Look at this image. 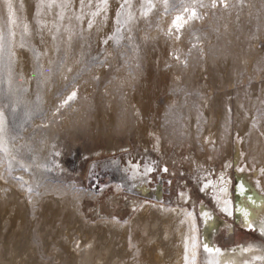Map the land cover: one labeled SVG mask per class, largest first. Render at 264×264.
<instances>
[{
	"label": "bare ground",
	"instance_id": "obj_1",
	"mask_svg": "<svg viewBox=\"0 0 264 264\" xmlns=\"http://www.w3.org/2000/svg\"><path fill=\"white\" fill-rule=\"evenodd\" d=\"M167 1L0 0V89L29 115L51 111L16 139L0 101V264H264L255 246L201 239L183 191L173 204L131 202L125 220L100 210L90 219L82 191L48 178L60 168L50 160L84 136L109 152L133 137L144 153L155 146L164 166L170 147L184 146L189 172L202 159L218 161L213 176L210 165L202 171L201 189L226 216L246 227L264 221V0H218L200 19L192 5L187 14L161 12L162 30H144L143 19ZM120 14L129 67L111 47ZM203 22L217 30L192 43L190 29ZM100 54L104 67L81 73L59 98L57 89ZM199 212L203 225L213 223L204 206Z\"/></svg>",
	"mask_w": 264,
	"mask_h": 264
},
{
	"label": "rangeland",
	"instance_id": "obj_2",
	"mask_svg": "<svg viewBox=\"0 0 264 264\" xmlns=\"http://www.w3.org/2000/svg\"><path fill=\"white\" fill-rule=\"evenodd\" d=\"M203 1L168 0L167 3H165L166 7L165 4H162V6L159 5L156 8V12L154 13L155 16L144 18L141 23L143 24L144 22V24L141 26L146 31L153 30L154 28L158 29V26L159 30H162V27L158 25L161 12H163L165 16H168L167 14L170 13L173 14L175 10L177 12L178 10H182V13L185 12V14H187L186 11L188 7L190 9L191 5L192 7L194 6L199 19L203 17L206 18L210 9H213V0L209 2H212L211 4H207L206 0ZM217 2L218 0H215V4H217ZM209 6L211 8H209ZM166 12L168 13L166 14ZM203 14H205V16ZM151 17L154 19L156 17L157 20L153 19V22H151ZM149 18L151 19L149 20ZM145 20H149L150 22L147 21V23ZM203 24L204 22L190 29L191 38L193 39L192 43L197 41L199 37L206 36L209 30H217L213 25L208 23ZM125 26V18L120 14L117 18V22L112 28L111 47L115 50V53H119L121 60L123 59V62L129 67L128 56L130 54L131 44L122 36ZM257 29L258 24H254L252 28L253 36L256 35ZM123 44L125 47L123 46L122 48L121 45ZM258 44L264 49V41H262V39L258 38ZM115 48L118 49L116 50ZM120 49L122 50L120 51ZM104 56L105 55L100 54L90 58L81 67V70L75 73L78 78L74 74L75 76L73 75L68 81H65L67 82L66 84L64 82L62 86L57 89L58 92H56V94H58V97L61 98L65 94L63 91H68L69 85V89L71 86L75 85L81 79L82 74L84 76L87 75L84 74V72L90 73L95 66L98 68L104 67L106 62V56L105 58ZM123 56H127L128 60L126 61ZM262 63L264 66V59ZM98 64L103 65L98 66ZM72 79L73 82L76 81L73 84L71 82ZM248 82L249 80L240 84V91L243 90V87L245 88ZM67 84L69 85L67 86ZM16 92L20 95L21 89H17ZM0 101L1 104H6L4 108L8 117L9 126L16 139L23 134L24 129L27 128L29 132H32L36 127L41 124L43 125L44 122L47 123L45 119H48L49 114H51V111L49 109V111H47L46 108L30 113L29 115L22 102L13 107L11 93L4 87H2V90L0 89ZM36 120L39 121L37 122ZM120 139L122 143L125 142L123 137ZM127 143L129 147L124 151L121 152L117 150L115 152H109L105 150L104 147H98L91 139L84 136L75 144L63 147V153L58 158L59 164H57L58 161L53 163L52 160H50L54 167L57 166L60 168L52 171L48 175V178L53 184L59 185V187L70 189L73 192L82 191L84 193L83 209L87 218L90 219H96V212L100 210L101 213H104L108 217L116 216L120 220H125L131 215V202L135 203L137 200L141 199L143 201L152 200L160 203L173 204L178 192L183 191L187 193L191 201L187 207L193 209L198 216L201 239L207 240L212 246L221 247L223 249L237 247L239 245H252L260 252L264 253V221L260 222L259 225L255 227H246L240 219L226 216L224 212L213 203L211 197L202 191V171L208 169L210 165V173L213 176L215 172L213 169L218 167V161L202 159L204 161L203 166L197 168L194 173V171L189 172L183 165V161L187 155L184 146H181L177 151L176 147L172 145L169 152H174L175 156H171L169 159L165 158L164 166L162 165V158L155 146H149L148 151L144 153L141 145L134 142L133 137H129ZM99 145H102V143ZM131 166L136 167V173H133L134 171ZM206 166L207 168H205ZM216 172H218L217 169ZM14 176L16 177L17 175ZM234 181H237L235 175H233V183L236 184ZM33 191L35 192V189ZM236 197L237 199L239 198L238 195ZM201 205L206 208V211L209 213V219H213V223H208L206 225L202 224L199 212V207ZM230 226L233 227L234 231L229 235Z\"/></svg>",
	"mask_w": 264,
	"mask_h": 264
},
{
	"label": "snow or ice",
	"instance_id": "obj_3",
	"mask_svg": "<svg viewBox=\"0 0 264 264\" xmlns=\"http://www.w3.org/2000/svg\"><path fill=\"white\" fill-rule=\"evenodd\" d=\"M212 6H213V7L216 6V4H215V0H213V4H212ZM8 7H9V10H11V4H9ZM193 15H195V13H193ZM177 19H180V17H177ZM74 96H75V93H72V95L69 97V99L74 98ZM65 102H67V101H65Z\"/></svg>",
	"mask_w": 264,
	"mask_h": 264
}]
</instances>
